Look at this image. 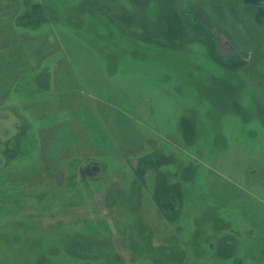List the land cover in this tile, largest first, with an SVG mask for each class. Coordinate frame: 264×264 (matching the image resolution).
Returning a JSON list of instances; mask_svg holds the SVG:
<instances>
[{"label": "rangeland", "instance_id": "374dc122", "mask_svg": "<svg viewBox=\"0 0 264 264\" xmlns=\"http://www.w3.org/2000/svg\"><path fill=\"white\" fill-rule=\"evenodd\" d=\"M195 10L237 57L218 55ZM44 55L49 68L11 86ZM107 82L131 94L125 127H143L147 159L71 148L75 133L50 127L74 92ZM171 108V127L150 130ZM252 263L264 264V6L0 0V264Z\"/></svg>", "mask_w": 264, "mask_h": 264}, {"label": "crops", "instance_id": "0c3cea01", "mask_svg": "<svg viewBox=\"0 0 264 264\" xmlns=\"http://www.w3.org/2000/svg\"><path fill=\"white\" fill-rule=\"evenodd\" d=\"M51 56L52 55L50 54V57ZM48 60H49L48 55H44L39 58L31 57V61L35 63L29 64L28 62H25L26 66H28L27 69H22V65H16L18 68L15 69L13 73L17 72L15 73L17 78L12 82L11 86L17 83L18 76L22 74L28 72H32V73L35 72L39 74L40 72L37 71L41 69L49 68L48 64H50L49 63L50 61ZM71 67H74V65L72 64ZM56 73H57V68L54 70V76H56ZM74 73L78 75L77 70L74 71ZM100 75L102 76V73ZM106 77H107L106 75L105 77L102 76L101 80H103V82H106L107 81ZM78 78L79 76L73 77V79L76 80H78ZM93 82L96 81L94 80ZM104 84L105 85L107 84L106 85L107 88L106 89H104V87L102 88L101 91L102 95L100 96H97L98 95L97 93L92 92L91 87L89 86H87L86 92H83L82 94L79 93V91L74 92V94H72L73 96H71V99L68 100L69 103L66 104L69 107H65V109H67L66 111L69 113L68 115L66 114L67 117L64 120L61 119V122H55L50 127H59L61 124L65 123L64 127L68 128L70 134L75 133V137H73V134L71 135L72 141L70 144L71 145L72 143L74 144L72 145L71 148H88L91 150L92 148L94 150L101 148L104 150L103 151L104 154L102 156H104L105 154L117 155L119 153H123L125 155H131L132 153L133 154L135 153L136 155L137 153L140 158L148 157V155H145L143 151H139L142 145L140 139L138 138V132H142L141 129L143 127L142 128L125 127L127 119L123 106L125 105L124 103L127 100H129L128 97L131 98V94H129L128 92H122L119 88L115 91L116 94H113V92L112 95L105 94V91H107V89L111 87L108 82ZM12 89H14V87ZM165 92L166 93L162 91V94L163 95L167 94L168 96L167 95L165 96L169 97L168 102L166 103L171 105L172 104L170 100L171 94L169 93V91L165 90ZM92 98L97 100L96 103L93 101L95 106L91 101ZM151 102H152L151 99L148 100L147 111L151 114L152 113L155 114L154 106L151 105ZM113 111L115 112L114 113L115 115L113 114ZM174 113H175L174 109L171 108V110L166 115H164V116H168L167 122H166V117L163 120H160L158 118L159 124L156 123V127H152L153 129L150 130H153L154 133L160 134L163 130H166V128H168L169 125L171 127L170 122ZM82 122L88 123L87 125L89 127L87 125H85L84 127H80V123ZM122 122H124V124H122ZM167 123L169 125H167ZM79 133H81L80 134L81 136H79ZM146 142L150 143V141H148L147 139ZM90 152L92 153V151ZM82 154L84 153L82 152L76 153L70 156L76 157ZM67 156L68 155H64L62 158H65ZM146 159H143L145 160L144 162H147ZM145 189H146L145 191L147 192L148 189L147 188Z\"/></svg>", "mask_w": 264, "mask_h": 264}, {"label": "water", "instance_id": "95a60500", "mask_svg": "<svg viewBox=\"0 0 264 264\" xmlns=\"http://www.w3.org/2000/svg\"><path fill=\"white\" fill-rule=\"evenodd\" d=\"M245 3L264 4V0H243ZM195 17L199 18L200 21L208 26L215 35L217 43L218 54L222 58H227L238 50L237 44L223 31H221L215 23L203 12L197 11ZM94 171L99 170V166L95 165L92 167Z\"/></svg>", "mask_w": 264, "mask_h": 264}, {"label": "flooded vegetation", "instance_id": "af4514ba", "mask_svg": "<svg viewBox=\"0 0 264 264\" xmlns=\"http://www.w3.org/2000/svg\"><path fill=\"white\" fill-rule=\"evenodd\" d=\"M242 2L244 3V4H246V5H252V6H264V4H254V3H245L243 0H242ZM197 11H200V10H195L194 12H192V14H193V19L194 20H199L200 21V19L199 18H196L195 17V13L197 12ZM200 12H202V11H200ZM189 13H191V10H189ZM204 13V12H203ZM205 14V13H204ZM206 15V14H205ZM209 17V16H208ZM210 18V17H209ZM211 19V18H210ZM212 20V19H211ZM213 21V20H212ZM201 22V21H200ZM214 22V21H213ZM202 23V22H201ZM215 23V22H214ZM203 24V23H202ZM203 25H205V24H203ZM215 25H216V23H215ZM206 26V25H205ZM217 26V25H216ZM208 27V26H207ZM218 28H219V26H217ZM209 28V27H208ZM210 29V28H209ZM220 29V28H219ZM211 30V29H210ZM221 31H223L222 29H220ZM211 32H212V30H211ZM223 32H225V31H223ZM213 33V32H212ZM226 33V32H225ZM227 34V33H226ZM228 35V34H227ZM236 44H237V41L235 40V39H233L230 35H228ZM213 37H214V40H215V35H214V33H213ZM215 43H216V40H215ZM237 46H238V44H237ZM216 49H217V43H216ZM239 51V46H238V50L235 52V53H233V55H231V56H229V57H227V58H231V57H234V55H235V57H237L236 56V54H237V52ZM217 53H218V51H217ZM219 55V54H218ZM220 56V55H219ZM221 57V56H220ZM222 58V57H221ZM227 58H223V59H227Z\"/></svg>", "mask_w": 264, "mask_h": 264}, {"label": "bare ground", "instance_id": "6f19581e", "mask_svg": "<svg viewBox=\"0 0 264 264\" xmlns=\"http://www.w3.org/2000/svg\"><path fill=\"white\" fill-rule=\"evenodd\" d=\"M186 35H188L189 33L185 32ZM252 264H260V263H252Z\"/></svg>", "mask_w": 264, "mask_h": 264}]
</instances>
